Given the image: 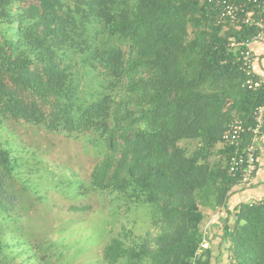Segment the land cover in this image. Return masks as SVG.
Returning <instances> with one entry per match:
<instances>
[{
    "label": "trees",
    "instance_id": "16d2710c",
    "mask_svg": "<svg viewBox=\"0 0 264 264\" xmlns=\"http://www.w3.org/2000/svg\"><path fill=\"white\" fill-rule=\"evenodd\" d=\"M253 33L218 23L206 0H0V124L89 138L104 151L89 188L148 210V230L121 225L101 264H191L204 209L224 211L230 264H264V208H228L238 178L215 150L263 103L229 46ZM27 160L0 143V264H54L55 244L21 224L15 182L27 191L43 166ZM211 258L209 247L196 264Z\"/></svg>",
    "mask_w": 264,
    "mask_h": 264
},
{
    "label": "rangeland",
    "instance_id": "374dc122",
    "mask_svg": "<svg viewBox=\"0 0 264 264\" xmlns=\"http://www.w3.org/2000/svg\"><path fill=\"white\" fill-rule=\"evenodd\" d=\"M0 143L26 160L34 156L27 160L30 165L43 164L26 177L27 191L20 190L19 181L15 188L23 200L25 234L42 244H55L49 250L52 263L101 264L103 245L117 235L121 225L135 235L148 230L147 209L130 207L127 211L109 194L89 188V175L104 154L89 138H67L4 120ZM81 207L87 209L73 210Z\"/></svg>",
    "mask_w": 264,
    "mask_h": 264
},
{
    "label": "built area",
    "instance_id": "2783aa9c",
    "mask_svg": "<svg viewBox=\"0 0 264 264\" xmlns=\"http://www.w3.org/2000/svg\"><path fill=\"white\" fill-rule=\"evenodd\" d=\"M206 1L212 6L218 23L229 24L236 29L241 27L254 29L250 38L240 41L231 39L229 46L238 53L240 71L246 76L243 86L249 91H261L263 103L253 110L249 117L250 121L238 118L231 120L219 142L220 148L229 151L227 160L229 175L237 177V187L245 189L257 170L258 144L264 131V76L255 74L254 55L251 49L264 39V0H244L241 3L230 0ZM249 205L264 208V200H253ZM207 236L208 226L205 225L202 227V241L191 264H196L203 251L210 247Z\"/></svg>",
    "mask_w": 264,
    "mask_h": 264
},
{
    "label": "crops",
    "instance_id": "0c3cea01",
    "mask_svg": "<svg viewBox=\"0 0 264 264\" xmlns=\"http://www.w3.org/2000/svg\"><path fill=\"white\" fill-rule=\"evenodd\" d=\"M254 55V71L256 75L264 76V39L252 46ZM219 144L216 147V153L219 150ZM257 170L252 181L245 189L236 187L234 194L228 200V208L233 210L240 204L249 203L253 200H264V131L258 144ZM220 210V209H219ZM210 211L204 209V225L208 226L207 239L212 251V264H230L227 252V243L223 241L222 227L225 220L224 211ZM202 226V227H203Z\"/></svg>",
    "mask_w": 264,
    "mask_h": 264
}]
</instances>
